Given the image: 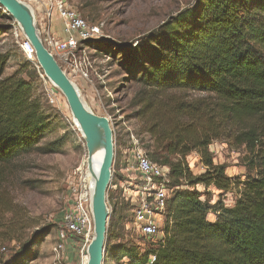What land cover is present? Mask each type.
Returning <instances> with one entry per match:
<instances>
[{
  "label": "trees",
  "instance_id": "obj_1",
  "mask_svg": "<svg viewBox=\"0 0 264 264\" xmlns=\"http://www.w3.org/2000/svg\"><path fill=\"white\" fill-rule=\"evenodd\" d=\"M10 30L0 28V36ZM86 45L107 52L138 87L131 105L140 121L139 146L153 163L170 169L163 239L145 237L146 247H107V262L264 264V0H197L132 48L110 52L115 45L106 40ZM22 53L20 69L8 77L11 56L0 54V172L38 148H61L58 142L40 147L55 118L42 90V69ZM216 142L240 154L244 181L215 164L210 147ZM193 153L205 168L199 176L188 163ZM211 186L222 194L240 187L234 205L211 204ZM115 195L110 190L111 241L119 220ZM129 210L128 203L122 205V213ZM51 232L48 228L21 244L8 264L38 260V243Z\"/></svg>",
  "mask_w": 264,
  "mask_h": 264
},
{
  "label": "rangeland",
  "instance_id": "obj_2",
  "mask_svg": "<svg viewBox=\"0 0 264 264\" xmlns=\"http://www.w3.org/2000/svg\"><path fill=\"white\" fill-rule=\"evenodd\" d=\"M66 1L90 25L102 27L101 40L110 41L117 46V48L111 46L110 52L132 48L138 41L154 34L171 17L192 8L197 2V0ZM0 15L5 13L0 10ZM2 27H11L9 33L0 36V54L9 53L11 56L5 72V76L8 77L20 69L22 51L15 41L13 22H6L0 17V28ZM87 51L90 53L93 65L92 83H86L72 74L70 76L87 106L93 112L110 119L115 140L112 183H116L117 186H112L111 190L116 193L115 201L118 203L116 218L119 220L115 232L116 238L112 241L107 239L106 248L128 243L146 247L149 241L137 231L132 216L134 206L128 199L131 191L136 190L135 186L142 183L136 170L135 158L131 153L135 148L132 137H135L138 146L140 145L138 140L141 130L140 121L135 118L136 109L131 105L138 87L122 72L116 60L110 58L107 52L102 53L95 48ZM25 59L40 69L34 59L29 60L27 57ZM40 77L45 99L52 108L55 118L52 134L40 147L58 142L61 148L58 152H48L38 148L23 154L10 168L0 172V264L10 263L21 244L31 241L34 236L48 228H51L52 232L44 242L38 243L39 258L30 264H87V248L78 241L68 243L63 258H57L53 253V248L59 241V233L64 228L63 215L70 204L72 188L81 179L89 181L88 154L86 146H82L61 115V113H70L66 98L44 74ZM93 86L96 88H92ZM141 150L146 154L143 148ZM210 151L214 156L215 164L226 166V174L229 177L242 181L246 179L247 172L241 163L239 153L230 150L221 142L214 143ZM188 163L194 175L199 176L205 172L197 153L188 157ZM121 169L125 171L120 172ZM197 190L205 192L203 186H198ZM239 190L240 187L235 186L229 193L222 194L211 186L207 192L210 193L211 204L220 201L226 207H232ZM126 203L132 210L124 214L121 210L122 205ZM109 210L111 219L113 211L110 201ZM121 216L128 218L123 221L120 219ZM209 219L214 220L215 215L210 214ZM164 220L165 216L160 221L161 230ZM163 237L161 231L153 242H158ZM105 264L120 263L106 260Z\"/></svg>",
  "mask_w": 264,
  "mask_h": 264
},
{
  "label": "built area",
  "instance_id": "obj_3",
  "mask_svg": "<svg viewBox=\"0 0 264 264\" xmlns=\"http://www.w3.org/2000/svg\"><path fill=\"white\" fill-rule=\"evenodd\" d=\"M22 1L31 8L34 15L41 10L40 12L49 20L57 12L66 38L63 40L56 38L50 32H46L47 28L41 25L38 31L44 45L70 78V74H72L86 83H92L93 65L90 53L87 51L91 47H88L86 43L101 40L102 27L90 25L74 8L69 6L66 0ZM0 10L10 17L7 11L1 7ZM13 27L17 46L29 60H32L35 54L32 44L24 37L14 20ZM61 115L76 134L82 146L85 147L82 135L75 125L71 113H61ZM132 139L136 146L134 152L136 170L142 183L136 185V190L131 193L128 191L130 193L128 199L134 206L133 213L137 231L147 239L154 240L161 232L160 221L165 216L167 209L166 184L170 181V169L153 163L139 148L135 137ZM70 200L63 215L64 228L60 231L59 241L53 248V253L57 258L65 256L70 241H78L83 244L84 248H87L93 236L92 187L89 181L79 180L72 188Z\"/></svg>",
  "mask_w": 264,
  "mask_h": 264
},
{
  "label": "water",
  "instance_id": "obj_4",
  "mask_svg": "<svg viewBox=\"0 0 264 264\" xmlns=\"http://www.w3.org/2000/svg\"><path fill=\"white\" fill-rule=\"evenodd\" d=\"M0 7L9 13L24 37L32 44L35 51L33 58L46 78L66 98L74 123L82 135L87 154L93 155L98 147L104 149V159L99 168L95 187L92 189L94 231L87 247V264H105L110 221L109 192L112 188L115 161V140L111 121L87 106L76 84L44 45L31 8L22 0H0Z\"/></svg>",
  "mask_w": 264,
  "mask_h": 264
},
{
  "label": "crops",
  "instance_id": "obj_5",
  "mask_svg": "<svg viewBox=\"0 0 264 264\" xmlns=\"http://www.w3.org/2000/svg\"><path fill=\"white\" fill-rule=\"evenodd\" d=\"M41 11V10H40ZM36 13L35 15V21H36V26L37 28H39L41 25H44L45 28H47L46 32H50L52 35H54L56 38L58 39H65L66 36L63 34V29H62V22L57 14V12H55L52 16V19H46L45 15H43L41 12ZM43 35V33H42ZM42 38V36H41ZM92 88H96V87H92ZM135 149L136 146L134 148V150L131 151V153L133 154V158L135 155ZM130 153V154H131ZM124 169H121L120 172H124ZM70 243H74L73 241H70ZM74 246V245H73Z\"/></svg>",
  "mask_w": 264,
  "mask_h": 264
},
{
  "label": "bare ground",
  "instance_id": "obj_6",
  "mask_svg": "<svg viewBox=\"0 0 264 264\" xmlns=\"http://www.w3.org/2000/svg\"><path fill=\"white\" fill-rule=\"evenodd\" d=\"M72 81H73V79H72ZM104 154H105L104 149L102 147H98L93 155H88V158H87L88 159L87 160V164H88L87 176H88L89 184L92 186V189L95 187L96 178H97L98 173H99V168L103 162ZM82 172H83V169H82ZM84 261L86 262V258H84Z\"/></svg>",
  "mask_w": 264,
  "mask_h": 264
}]
</instances>
